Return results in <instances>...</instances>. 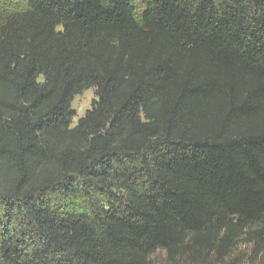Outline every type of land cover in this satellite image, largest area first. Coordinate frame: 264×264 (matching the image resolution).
<instances>
[{
	"label": "trees",
	"instance_id": "obj_1",
	"mask_svg": "<svg viewBox=\"0 0 264 264\" xmlns=\"http://www.w3.org/2000/svg\"><path fill=\"white\" fill-rule=\"evenodd\" d=\"M158 253L264 264V0H0V264Z\"/></svg>",
	"mask_w": 264,
	"mask_h": 264
},
{
	"label": "rangeland",
	"instance_id": "obj_2",
	"mask_svg": "<svg viewBox=\"0 0 264 264\" xmlns=\"http://www.w3.org/2000/svg\"><path fill=\"white\" fill-rule=\"evenodd\" d=\"M95 99L96 95L94 90H88L74 98L72 109L75 112V118L72 127H75L79 120L85 116L87 111L92 108ZM240 251L247 253L248 249L246 247H241ZM151 264H168L166 255L164 253H158L152 258Z\"/></svg>",
	"mask_w": 264,
	"mask_h": 264
}]
</instances>
